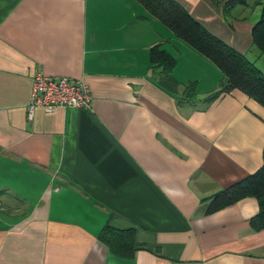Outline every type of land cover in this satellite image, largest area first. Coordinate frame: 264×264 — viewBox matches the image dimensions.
Returning a JSON list of instances; mask_svg holds the SVG:
<instances>
[{
  "label": "crops",
  "instance_id": "crops-1",
  "mask_svg": "<svg viewBox=\"0 0 264 264\" xmlns=\"http://www.w3.org/2000/svg\"><path fill=\"white\" fill-rule=\"evenodd\" d=\"M175 1L251 51L259 6ZM36 70L81 79L89 106L27 118ZM222 78L137 0H0V264H264L256 198L207 213L264 164V106L237 89L211 99ZM105 228L134 231L129 255Z\"/></svg>",
  "mask_w": 264,
  "mask_h": 264
},
{
  "label": "trees",
  "instance_id": "trees-1",
  "mask_svg": "<svg viewBox=\"0 0 264 264\" xmlns=\"http://www.w3.org/2000/svg\"><path fill=\"white\" fill-rule=\"evenodd\" d=\"M151 15L168 26L173 33L189 44L203 56L212 61L221 71L222 80L219 90L210 97L220 93H228L237 89L264 106V72L222 40L208 32L195 21L188 12L175 0H137ZM222 1V0H221ZM219 3L220 0H215ZM247 0H225L223 10L229 13L236 5L246 6ZM260 13L251 29L252 46L264 53V0H255ZM151 61L162 66L169 74L174 66V57L163 49H152ZM261 54V53H260ZM166 81L175 83L173 78ZM166 84V82H165ZM244 197H254L258 201V213L250 219L251 228L255 231L264 229V164L253 174L217 192L211 197L207 213L215 212L231 205ZM108 247L121 255H129L134 239L133 230H118L105 228L100 235Z\"/></svg>",
  "mask_w": 264,
  "mask_h": 264
},
{
  "label": "built area",
  "instance_id": "built-area-1",
  "mask_svg": "<svg viewBox=\"0 0 264 264\" xmlns=\"http://www.w3.org/2000/svg\"><path fill=\"white\" fill-rule=\"evenodd\" d=\"M91 100L90 89L81 79L50 76L36 70L32 75L25 112L27 118L31 119L37 109L51 113L57 108H86Z\"/></svg>",
  "mask_w": 264,
  "mask_h": 264
},
{
  "label": "rangeland",
  "instance_id": "rangeland-1",
  "mask_svg": "<svg viewBox=\"0 0 264 264\" xmlns=\"http://www.w3.org/2000/svg\"><path fill=\"white\" fill-rule=\"evenodd\" d=\"M247 2L250 6L249 8L244 9L245 13L256 14L257 10L259 11V9L254 4L255 0H247ZM247 58L262 72H264V53L260 52L257 47H252L251 51L247 53Z\"/></svg>",
  "mask_w": 264,
  "mask_h": 264
}]
</instances>
